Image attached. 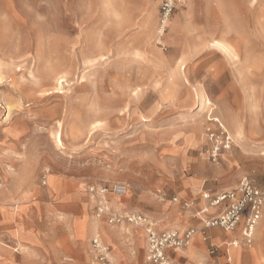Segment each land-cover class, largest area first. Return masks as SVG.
Masks as SVG:
<instances>
[{
  "label": "rangeland",
  "instance_id": "1",
  "mask_svg": "<svg viewBox=\"0 0 264 264\" xmlns=\"http://www.w3.org/2000/svg\"><path fill=\"white\" fill-rule=\"evenodd\" d=\"M204 1L180 0L158 42L160 0H0V264H98L91 239L115 256L117 235L140 264L142 228L97 216L103 187L127 188L106 196L109 215L193 229L189 249L209 231L173 197L201 207V191L242 178L264 189V58L254 59L264 0ZM202 98L212 105L199 110ZM223 133L227 148L209 136ZM209 237L212 264L243 246ZM252 244L249 264H264Z\"/></svg>",
  "mask_w": 264,
  "mask_h": 264
},
{
  "label": "built area",
  "instance_id": "2",
  "mask_svg": "<svg viewBox=\"0 0 264 264\" xmlns=\"http://www.w3.org/2000/svg\"><path fill=\"white\" fill-rule=\"evenodd\" d=\"M180 0H160L157 9V35L158 42L161 41L167 24L170 21ZM210 138H214L216 144L223 148L230 145V139L226 134L221 137H216L214 134H209ZM94 192L93 190H91ZM127 192L124 184H114L110 188L103 187L95 194L101 197L103 201L105 195L111 193L119 198L123 197ZM200 199L205 201L206 207L198 210L195 217H198L203 223L204 229L218 227L225 232H232L244 218V222L240 231L241 239L244 246L249 247L253 241L256 225L261 217V209L264 205V189H257L253 183L247 178H242L238 186L230 191L212 194L207 191L200 193ZM172 203L179 205L182 209H190L193 207L194 201H181L178 198H172ZM212 209L216 213L212 216H206L207 210ZM110 210L105 203H100L97 207V216H106L110 224L127 223L132 226H141L145 233L147 251L143 264H171L166 258L165 251L169 248L182 249L189 244V240L195 233L190 229L182 234L178 231H166L158 233L155 227L148 223L144 217L139 214H128L125 217L109 215ZM203 235V239L206 237ZM238 241H232L228 244L230 247H236ZM92 250L95 253V259L98 264H117L113 261L108 253V250L100 242L98 238L91 241ZM212 247L211 252L215 251ZM223 264H230V257L225 258Z\"/></svg>",
  "mask_w": 264,
  "mask_h": 264
},
{
  "label": "crops",
  "instance_id": "3",
  "mask_svg": "<svg viewBox=\"0 0 264 264\" xmlns=\"http://www.w3.org/2000/svg\"><path fill=\"white\" fill-rule=\"evenodd\" d=\"M201 192H203V191H201ZM212 194H218V193H212ZM107 195H105L103 201L99 202L98 204L105 203L106 206H107V204L109 203L106 200V196ZM179 200L190 202L187 199H180L179 198ZM200 200H201V203H202L201 207H199V206L198 207H192V208L186 209V210L182 209L179 205L172 203V199H171V203L173 204V206H176L178 210H182L184 212L192 213V216L194 218H197L200 221V219L198 217H195V213L198 210L204 209L206 207L205 201H203L202 199H200ZM109 210H110V208H109ZM215 213H216V211H214L212 209H208L207 213H206V216H212ZM261 213H262L261 214V218H260L258 224L256 225L255 233H254V237H253V242H252L253 243L252 245L258 250V252H260L259 253L260 255H261V252L264 251V205H263V207L261 209ZM175 214L181 215L182 213L175 212ZM167 215H169V214H167ZM172 219H174L172 217V215L171 216L169 215V220H172ZM146 221H147V219H146ZM243 222H244V218L239 223V225L235 228V230L230 232V233L229 232H225V231H223L222 229H220L218 227L207 229L209 231V235H210V237L209 236H207V237H209V239L212 240V241L219 240V239H230L229 243H231L232 241H241L240 240L241 239L240 231H241ZM191 223L192 222L187 219V221L184 222V223L180 222L179 226L181 228H185V227H187V225H189ZM182 224H184V225H182ZM193 227H195L197 229V231H199L197 233L199 234V236H201L200 235V226L198 224H193ZM155 230L157 231L156 228H155ZM188 230H190V228L186 229L183 232H179V233L182 234V233H184V232H186ZM135 231H136V229H135ZM135 231L133 232L135 234L133 236L137 238L138 244L141 245V246L144 245V241L143 240H141L142 242L140 243L139 236L136 235ZM141 231L144 232L143 228H142ZM169 231H171V230H169ZM116 232L117 231H115L114 233L116 234ZM157 232L158 233H162V232H159V231H157ZM163 232H166V231H163ZM192 237H193V235H192ZM192 237L189 240V244L192 241ZM207 237H206V239H207ZM93 239H91V241ZM201 239H202V241H205L203 239V237L202 238H200V237L197 238V240L194 242V245H193V247L191 249H189V247H188L189 244L186 247L182 248V249H177V250L173 249V248L167 249L165 251L166 258L168 259V261L171 264H198L200 261L206 262L207 264H212L213 259L210 256H207L206 253L204 252V250L206 248V244H204L201 241ZM99 240L103 244V246H105L107 248L110 258L113 261H115L117 264H139V261H138L136 255H135L134 249L132 247H130L129 245H127L125 242H123V239L120 236L118 237V235H117V241H116L117 252H116L115 256L111 252L110 246L107 245V243H105V241L103 239H99ZM145 242H146V240H145ZM90 246H91V242H90ZM236 247H232V248H236ZM146 251H147V243H146ZM146 251H145V255H146ZM231 251H232V249L229 251V254H230ZM93 253H94V251H93ZM212 253H214V252H212ZM229 254H228V251H226L225 258L227 256H229ZM145 255H144V258H143V260L141 261L140 264L144 263ZM176 257L178 258V260H176ZM261 258L264 259V256H261ZM230 261H231V257H230ZM230 264H231V262H230Z\"/></svg>",
  "mask_w": 264,
  "mask_h": 264
},
{
  "label": "bare ground",
  "instance_id": "4",
  "mask_svg": "<svg viewBox=\"0 0 264 264\" xmlns=\"http://www.w3.org/2000/svg\"><path fill=\"white\" fill-rule=\"evenodd\" d=\"M205 5H208L209 2L204 1L203 2ZM237 3L244 7L246 10H248L244 4V2L242 0H237ZM238 9V8H237ZM240 9V8H239ZM241 11V10H240ZM255 22V25H256V28H257V32H256V54L254 56V59H262L264 58V17H257L256 20H254ZM220 48L225 52V53H229V48L220 44ZM183 63L180 64L179 66V70L182 71L183 75H184V67H183ZM52 72V71H51ZM66 74V73H65ZM55 77V76H54ZM63 77V76H62ZM66 77V76H65ZM60 77L56 78V82L58 84H61L62 83V80L59 81ZM67 79V78H66ZM202 90H200V93H201ZM205 97V96H204ZM212 105L210 100L208 98H202L201 100V103H200V108L199 110H202L201 108H205L206 106H210ZM198 108V107H197ZM191 118V117H190ZM59 125H60V121L58 122ZM60 127V126H59ZM53 143L59 148V147H62L63 143H62V139H61V134L60 132H57L56 134L53 135ZM49 172V171H48ZM55 178L54 177H51L49 178V186L50 188H54L55 187ZM61 183V182H60ZM60 188V187H59ZM36 191V190H35ZM37 192V191H36ZM110 206L112 208H114L115 210L118 209L116 206H114V203H109ZM118 211V210H117ZM87 208H85V216H87ZM262 214V213H261ZM261 218V217H260ZM8 219V218H7ZM17 220V219H16ZM1 222V221H0ZM148 223H150L151 225H154L152 222L148 221ZM85 232L87 234V236L89 234H93V235H98V232H99V225L97 223H91L88 221V218L86 217L85 218ZM32 225V224H31ZM3 227V226H2ZM134 228L135 227H141V226H133ZM25 228V227H24ZM142 228V227H141ZM13 229V228H12ZM23 230V229H22ZM21 230V231H22ZM104 232L106 234H109L110 233V230L105 228ZM125 232H127L128 234H130V230H125ZM36 234V233H35ZM225 234V233H224ZM19 236V235H18ZM28 237V236H27ZM36 235L34 236V239H35ZM241 237V236H240ZM241 241H238V244H243V241L242 239H240ZM253 242V241H252ZM252 244V243H251ZM238 246V245H237ZM244 246V244H243ZM240 247V248H237L233 251L230 252V255L232 257H234V264H249V260L250 258L252 257L253 255V252H251L250 250L247 249H244L246 246L244 247ZM250 249H251V245L249 246ZM48 264H54L53 262H49Z\"/></svg>",
  "mask_w": 264,
  "mask_h": 264
}]
</instances>
